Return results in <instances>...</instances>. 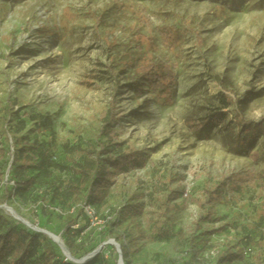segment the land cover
Masks as SVG:
<instances>
[{
  "label": "rangeland",
  "instance_id": "rangeland-1",
  "mask_svg": "<svg viewBox=\"0 0 264 264\" xmlns=\"http://www.w3.org/2000/svg\"><path fill=\"white\" fill-rule=\"evenodd\" d=\"M113 61L125 63L117 76ZM145 71L169 72L168 93L150 89ZM222 90L244 120L261 124L248 155L230 150L221 126H206V139L189 126L218 104ZM8 99L15 101L11 121L21 110L32 116L23 141H42L57 159L65 158L64 143H95L112 100L117 142L140 159L113 175L106 199L93 208L96 218L87 214L71 226L77 238L115 219L89 248L120 236L129 264H184L204 187L229 177L208 206L211 218L194 233L198 255L211 264L229 245L237 256L225 264H264V0H0V109ZM6 138L0 128V141ZM7 180L6 169L1 214L62 235L65 208L42 216L28 191L3 201ZM166 194L182 239L162 226ZM89 264L103 261L96 256Z\"/></svg>",
  "mask_w": 264,
  "mask_h": 264
},
{
  "label": "trees",
  "instance_id": "trees-1",
  "mask_svg": "<svg viewBox=\"0 0 264 264\" xmlns=\"http://www.w3.org/2000/svg\"><path fill=\"white\" fill-rule=\"evenodd\" d=\"M115 65L118 69L110 70L113 76H117L119 71L125 69V63L116 62ZM143 79L154 92L165 95L169 91V81L173 78L169 72L161 76L145 71ZM219 82L225 87L222 80L219 79ZM217 100L218 104L208 107V111L199 118L198 122L189 120V126L195 136H203L205 139L208 138V134L202 131L206 126H221L226 133L230 150L239 155H248L252 149L251 139L255 138L261 129V124L244 120L235 100L225 90L218 93ZM14 103V100L8 99L5 107L0 109V128L4 135L10 136L9 143L7 138L5 142L0 141V157H2L0 181L4 179L6 169L8 177L7 182L2 184V200L7 201L16 193L28 191L30 201L36 205L42 216L51 215L56 205L63 206L65 211L59 217L66 220V227L60 237L72 256L80 258L86 256L95 249L89 248L90 245L95 244L97 239L105 238L106 231L116 223L115 219L107 220L100 228L92 226L89 231L77 238L72 235L71 226L78 219L88 218L84 210L85 206L94 208L96 204L106 199L113 175L124 170L130 162L139 160L140 153L131 146H123L122 142H117L118 136L110 127L115 119L112 100L109 108L101 115L95 143L76 142L72 145L64 143L62 145L64 159L55 158L47 151L42 141L37 139L30 142L23 141L21 131L32 116L27 110H21L16 120L11 121ZM229 114L233 117L234 123L227 119ZM42 126L47 131L51 130L49 114L43 116ZM113 144L115 148L110 149ZM29 149L32 152H28ZM27 168H33L36 174H27L25 172ZM228 178H223L212 187H204V196L200 200L204 211L194 220L193 234L187 239L189 247L184 264H207L198 255L194 233L200 229L203 221L211 218L213 212L208 206L218 199ZM9 181L13 186L8 184ZM169 200L170 195L166 194L163 198V209L160 211L162 226L168 234L182 239V230L172 222ZM1 212L0 209V260L5 264H77L64 260L65 256L61 249L59 250L46 234L32 231L20 222H11ZM161 229L160 227V231ZM206 233L210 234L212 231ZM113 239L120 246L124 264H129L127 245L121 241L120 236H114ZM229 247V245L225 246L211 264L233 261L237 254L229 250ZM104 248L112 250V255L107 259L103 255ZM81 252L82 255H79ZM96 256L100 257L103 264H117L118 254L112 244L104 245L100 253L81 264H89Z\"/></svg>",
  "mask_w": 264,
  "mask_h": 264
},
{
  "label": "water",
  "instance_id": "water-1",
  "mask_svg": "<svg viewBox=\"0 0 264 264\" xmlns=\"http://www.w3.org/2000/svg\"><path fill=\"white\" fill-rule=\"evenodd\" d=\"M9 211L11 212V209H9ZM16 219H18L19 221H22L23 223H27V221H24L23 219H21L19 216H14ZM36 231L38 232H42L44 234H46L49 238H53V241L56 239V243L57 245L59 246V248L61 249L62 253L64 254L65 258H73V256L70 254L69 250L66 248V246L64 245L60 235H56L50 231H48L47 229H44V228H41V227H37V228H34ZM55 238V239H54ZM105 244H112L116 251H117V254H118V259H117V264H124L123 262V259H122V254H121V250H120V246L119 244L113 239V238H109L107 241L103 242L102 244H100L97 248H95V250H93L92 252H90L88 255L86 256H83L79 259H76V260H80L79 262L82 261V263L85 262V260L87 258H90L94 255H96L99 251H101L102 247L105 245ZM86 258V259H85ZM78 264V263H77Z\"/></svg>",
  "mask_w": 264,
  "mask_h": 264
},
{
  "label": "built area",
  "instance_id": "built-area-1",
  "mask_svg": "<svg viewBox=\"0 0 264 264\" xmlns=\"http://www.w3.org/2000/svg\"><path fill=\"white\" fill-rule=\"evenodd\" d=\"M84 210H85L86 214H88L90 217H92V216H93V218L97 217V215H95L94 209L91 206H89V205L85 206Z\"/></svg>",
  "mask_w": 264,
  "mask_h": 264
},
{
  "label": "bare ground",
  "instance_id": "bare-ground-1",
  "mask_svg": "<svg viewBox=\"0 0 264 264\" xmlns=\"http://www.w3.org/2000/svg\"><path fill=\"white\" fill-rule=\"evenodd\" d=\"M10 212V211H9ZM52 233H54V232H52ZM56 234V233H55ZM56 235H58V234H56ZM51 239L53 240V238L51 237ZM55 239V238H54ZM55 242H56V239L54 240ZM95 250V249H94ZM80 257H78V256H73V258H67V260H69V261H71V262H73V263H78V264H81L82 263V261H83V259H82V261L81 262H79L80 260H76V259H79ZM86 259V258H85ZM88 260V258L85 260V261H87Z\"/></svg>",
  "mask_w": 264,
  "mask_h": 264
}]
</instances>
